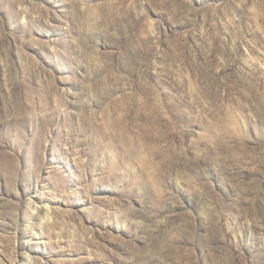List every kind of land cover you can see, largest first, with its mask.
Segmentation results:
<instances>
[{
    "label": "rangeland",
    "instance_id": "374dc122",
    "mask_svg": "<svg viewBox=\"0 0 264 264\" xmlns=\"http://www.w3.org/2000/svg\"><path fill=\"white\" fill-rule=\"evenodd\" d=\"M0 264H264V0H0Z\"/></svg>",
    "mask_w": 264,
    "mask_h": 264
}]
</instances>
